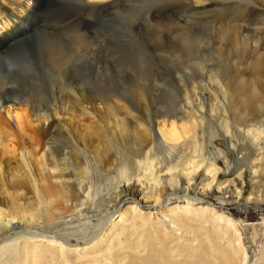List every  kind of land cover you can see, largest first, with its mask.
<instances>
[{
	"label": "bare ground",
	"instance_id": "obj_1",
	"mask_svg": "<svg viewBox=\"0 0 264 264\" xmlns=\"http://www.w3.org/2000/svg\"><path fill=\"white\" fill-rule=\"evenodd\" d=\"M41 1L0 0V125L3 132L0 149L3 147L6 152L11 151L9 156L0 157V185L5 179L11 180L15 182L16 192L27 196L29 191L23 188L26 179L31 190L39 186L42 191L45 180L52 176L57 184H67L65 192L71 197L65 203L73 204L75 210L71 215L58 210L59 218L48 225L38 222L44 220L38 213L25 215L17 203L13 209L8 208L6 197H0V264H22L29 257L37 258L36 252L40 248L54 249L51 253L67 263V253L73 248L77 251L93 243L115 214L122 211L125 216L131 214L132 220H139L141 224L134 228L141 233L137 235L132 252L114 260L109 258L107 264L171 263L163 246L165 240L174 236L167 234L163 225L165 221L171 222L178 234L181 228L190 226L189 222H197L209 237L213 232L218 233L220 239H225L223 234H232L230 253L220 249L217 264H236L237 261V264H264V248H260L259 256L251 254L249 247V250L242 251V240H249L245 237L246 221L243 218L238 221L232 219L225 206L226 200L235 198V206L261 209L264 204L261 200L264 199L260 190L257 193L259 183L256 181L253 184L256 196L252 194L244 202H240L242 188L231 185L230 181L217 184L220 168L216 160L222 152L208 154L198 133L200 130L203 136L207 134L208 94L216 88L214 92L220 95L224 87L219 84L214 88L207 87L210 90L208 94L202 87L197 88L201 90L193 88V98L187 87L179 102L166 99L162 105L154 106V110L147 106L151 95H147L138 82L133 84L128 95L116 87L118 91L106 87L96 88L95 91L89 89L95 83L91 81L90 72L102 69L98 65L103 63L99 56L102 53L98 55V51L92 48L87 51V47L93 44L92 39L97 40L94 29L98 22L106 20L125 26L146 25V31L149 28L152 34L161 35L169 21L166 0H154L135 13L129 12L134 0H48L47 3L45 0L39 5ZM193 1L203 3L204 9H221L223 6L220 11L224 10L222 13L225 15H217L211 25L224 27L228 32L236 31L244 39L253 41L254 55L264 53V0H248L247 8L254 16L248 19L243 16L232 18L236 13L238 15V11L232 12L238 5H228L230 0ZM132 32L135 34V31ZM134 34L130 33L131 37H135L133 42H140ZM127 41L117 44L128 45L130 40ZM75 46L77 50L83 49V56L74 49ZM76 74L81 77H88L89 74L90 78L75 85L72 78ZM98 74L97 77L100 76ZM224 84L229 86L225 81ZM191 85L197 86L195 83ZM256 88L254 85L255 91L258 90ZM140 106L144 107L143 110ZM2 111L6 114L5 120L1 116ZM87 116L91 119L90 125H86L88 134L98 135L105 143L103 147H96L93 155L87 150L88 140L74 125L76 122L83 123ZM228 122L224 126L226 132L219 130L225 137L229 131ZM245 131L248 135L261 133L253 140L258 149L264 151V120L259 119ZM219 132L214 131L212 137ZM55 133L64 141L57 143L59 139ZM179 145L189 149L185 156H178ZM235 147L233 145L232 148ZM75 153L82 158L79 165L78 160L72 158ZM89 157L94 158L91 165L88 164ZM187 157L189 159L185 161ZM17 158L21 165L11 171L9 162ZM83 164H87L86 167H82ZM111 164L117 166V172L116 176L108 177L112 173ZM202 171L206 172V177L198 184L196 178ZM243 174L244 170H241L239 176ZM254 174L259 177V168L254 170ZM12 176L15 178L11 179ZM213 196L220 202H212ZM121 205L125 207L120 209ZM193 209L198 211L197 214ZM120 223L123 224L121 219L116 221V225ZM32 239L36 240L28 247ZM249 241L254 242L252 239ZM239 250L242 254L240 259L236 255ZM202 261L204 258L200 255L192 262L180 261V264H202ZM206 263L210 264V261Z\"/></svg>",
	"mask_w": 264,
	"mask_h": 264
},
{
	"label": "rangeland",
	"instance_id": "obj_2",
	"mask_svg": "<svg viewBox=\"0 0 264 264\" xmlns=\"http://www.w3.org/2000/svg\"><path fill=\"white\" fill-rule=\"evenodd\" d=\"M44 1L45 0H42L39 5ZM47 1L48 0L45 2L47 3ZM152 1L154 0H134L131 2L133 5L129 12L135 13L140 10V8L146 7L148 3H152ZM247 2L248 0H235V2L234 0H230V4L228 5H235V3L238 5L237 7L232 6L236 7L233 11L232 8L230 9L228 7L229 11H232L233 13L238 11V15L236 13L232 18L235 17L238 19L243 16L245 19H248L254 17L250 14V9L247 8ZM202 4L203 3H194L193 0H166L165 7H167L165 10L169 21H167L161 35L156 33L152 34V29L149 28V31H146V25L125 26V24L123 25L116 22L110 23L106 20L98 22L99 26L97 25L94 29L95 32H93L101 38L96 37V41L95 38H93V44L87 47V51L92 48L93 51H98V55L102 53L99 56L103 63L98 65L102 67V69L100 68L101 70H96L95 73L92 71L90 72L91 81L95 83L90 86L89 89L95 91L96 88L106 87L108 90L110 88L111 90H114L116 87L125 95L127 92L130 93L134 87L133 84L138 82L145 88L147 95H151L147 106L149 109L152 107L151 110H154V106L156 108L159 104L166 102V99H170L171 102H179L180 99H182L181 96H184V90L187 89V87H189L187 91L191 92L193 98V88L197 89L202 87L201 89L208 94L210 90L207 87L214 88L216 84L221 85L225 90L222 89L223 92L220 95L214 92L217 90L216 88L210 92L211 95L208 94L210 100L209 105L211 107L209 106L207 110V114L209 115L206 120V124L209 122L207 125V134L203 136V133L199 130V137L203 141L205 150L208 154H211V152L217 153L219 150L222 152V155L218 156L216 160V165L220 168L219 175L217 176V184L220 183V181H230L232 183L231 185H236L237 188H242L243 196L240 198V202H244L245 199L256 194H253V184L257 181L259 183L256 186L257 193L261 191L260 194L264 199V151L259 150L253 140L255 139L254 136L256 137L261 133L248 135L245 131L246 128L250 127L251 124H254V122L259 119L264 120V53L262 52V55H254L255 44L253 41L244 39L243 36L236 31L228 32L224 27L217 28L211 25L213 18L221 16V13L224 12V10L222 12L220 11L223 6L221 9L219 7H208L204 9L202 8ZM46 9L47 7H45V10ZM190 15L191 17H189ZM222 15L225 14L222 13ZM226 15L228 14L226 13ZM236 15L238 17H236ZM46 20L47 18L45 16V21ZM174 20L177 24L174 23ZM208 22L210 24H208ZM114 24L117 25V27L114 26ZM112 27L115 28V30ZM132 31H135V34ZM130 33H133L136 37L138 36L140 42L134 43L135 37H131ZM165 33L167 36H165ZM128 38L130 40L128 45L123 44V46L117 44L119 42H126ZM98 42L100 45H97ZM75 48H77V46H75L74 49ZM75 50L80 51L82 54L81 56H83V49L80 48ZM103 67L105 69H103ZM99 72L100 74H98ZM96 74L100 76L97 77ZM116 74L118 76H116ZM112 75L113 77H111ZM81 76H83L82 73ZM81 76L76 74L72 78L75 85H77L79 81L85 83L86 79L90 78L89 74L88 77ZM65 80L66 79H64V81ZM224 81L229 83V86L225 87ZM111 83L114 84L111 85ZM191 83H195L197 86L193 87ZM61 84L62 83H59L58 85ZM254 85L257 86L256 89L258 90L255 91ZM118 89L116 90L118 91ZM18 105L20 104H17V106ZM139 108L143 110L144 107L140 106ZM12 113L14 112L12 111ZM1 116L4 120L7 118L3 111ZM213 116L215 117L212 121L211 118ZM84 118L85 121L83 123L76 122L74 125L76 126L77 131L88 140L87 150L92 152L91 154L93 155L96 147H103L105 143L104 141L101 142V138L98 135L95 136L93 134H88L86 125H90L91 119L88 116L87 118ZM226 120L230 121L228 122L230 123V126L227 137L219 132V130L225 131L224 126L227 124ZM221 125H223V127ZM221 127L222 129H220ZM1 130L0 125V137L3 134ZM214 131H216V133L218 131L219 133L217 136L212 137ZM239 133L240 135H238ZM56 135H58L57 138L59 139V134ZM61 141L63 142L64 140L61 138L57 143H61ZM233 145L236 147L232 148ZM1 149L0 157L3 158L5 154L6 156L4 157L9 156L8 154H10L11 151L6 152L3 147ZM56 149L60 152L58 146ZM177 149V154L181 157L185 156L189 151V149L186 150L181 145H179ZM245 155H247L246 159L244 158ZM72 158L78 160V165L81 163L80 160L82 158L77 157L76 153L72 155ZM187 159H189V157L184 160L186 161ZM18 160L19 158L10 160L9 166L11 167V171L15 168L18 169L19 165H21ZM89 160L88 164L91 165L94 158L89 157ZM254 164L256 168L254 167ZM86 165L87 164H83L82 167H86ZM258 168L260 174L257 178L254 174V170H257ZM110 169L112 173L108 177L116 176L117 166L111 164ZM241 170H244V176L242 175V177L241 175L239 176ZM205 177L206 172L202 171L197 176L196 182L198 184L201 183ZM12 178L15 177L12 176L11 179ZM258 180H261V182ZM25 181L23 188H26L27 191H29L27 196L17 193V189L14 186L15 182H11V180L6 181L5 179L3 185H0V197H6L8 200V208L13 209L14 204L17 203L19 210L24 212L25 215L32 212L38 213L44 218V220H39L38 222L47 223L48 225L51 224L52 220L59 218V214L57 213L58 210L65 212L68 215H71L75 210L73 204L71 205L70 203L67 205L65 203V200L71 197L70 194L65 192L67 184H57L56 179L50 176V178L45 180L46 184L44 190L40 191L39 186H34L36 189L33 191L29 186V180L26 179ZM114 181L115 180H113V182ZM211 200L212 202H220V199L215 198L214 196L211 197ZM234 200L235 198L225 201V206L227 207L226 212L236 221L240 218L245 219V224H247L245 226V237L254 241L251 242L246 239L242 240V251H246L249 247L251 254L253 253L254 255L255 253L259 256L260 251L262 250H260V248H264V204L261 209L253 208L252 206L245 209L242 208V206H235ZM263 201L264 200H261V203ZM124 207V205H121L120 209ZM193 211L195 214L198 212L194 209ZM123 212L124 211H122L121 214L120 212L115 214L112 221H110L102 231L103 233L101 236L95 239L93 243L85 245L86 248H81L77 251L73 248L70 253H67V263L62 262L63 260H61V257L57 258L58 255H55V253H51L54 249L52 250L48 248L42 250L40 248L37 249L36 252L37 258L30 259L29 257L22 264H107V259L109 258L110 260H114L116 257H124L127 253L132 252L131 248L135 246V242L138 239L137 235L141 233H137L134 227L139 226L141 223L138 222L139 220H132V216H130L131 214L127 216L123 215ZM119 219L123 221V224L120 223L119 225H116V221ZM135 222H137V224ZM218 223L219 222L216 224ZM163 225L166 227L167 234L170 237L174 236L173 238L165 240L163 246L169 255V262H171L169 264H180V261L192 262L200 255L204 258L202 264H207L206 261H210V264H217V256H219L222 250L230 253L231 249H229V244L231 242L232 234L221 233L225 239H220L221 237L219 234L213 232L211 234L212 236L210 235L211 237H209L205 229L201 230L198 227L199 224L197 222H193V224L189 222V225L192 226V228L190 226L188 228L183 227L179 234L178 230L172 226L171 222L165 221ZM176 234L177 236H175ZM34 240L36 239L29 241V245L27 246H31ZM29 250L31 251L30 248ZM236 255H238V259L242 258L240 250Z\"/></svg>",
	"mask_w": 264,
	"mask_h": 264
}]
</instances>
